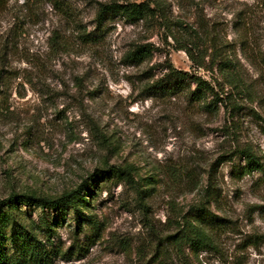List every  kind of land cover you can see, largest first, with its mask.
<instances>
[{
  "label": "rangeland",
  "instance_id": "obj_1",
  "mask_svg": "<svg viewBox=\"0 0 264 264\" xmlns=\"http://www.w3.org/2000/svg\"><path fill=\"white\" fill-rule=\"evenodd\" d=\"M111 1L5 0L0 6V68L11 72L0 85V198L11 190L60 195L107 162L131 165L147 187L148 208L122 179H90L88 210L101 232L93 236L83 223L78 235L76 219L62 220L64 246L76 240L85 248L55 264H145L158 249L148 224L174 234L200 204L215 246L193 252L162 245L166 264H264V171L241 175L238 153L251 142L264 154L255 112L264 117V72L253 62L264 49V0H159L172 29L115 13L97 30L98 9ZM202 19L254 92L234 113L223 101L207 111L183 89L149 87L171 67L220 80L216 68L198 66L175 38L189 33L179 20L201 31ZM95 30L98 39H83ZM145 43L150 57L130 62L129 49ZM205 58L210 65V55Z\"/></svg>",
  "mask_w": 264,
  "mask_h": 264
},
{
  "label": "trees",
  "instance_id": "obj_2",
  "mask_svg": "<svg viewBox=\"0 0 264 264\" xmlns=\"http://www.w3.org/2000/svg\"><path fill=\"white\" fill-rule=\"evenodd\" d=\"M4 2L5 0H0V6ZM115 13L124 15L132 22L143 19L151 24L155 22L166 25L168 24L166 21L170 19L159 0H126L121 2L114 0L102 3L99 7L96 18L97 30H100L105 20ZM250 22L251 17L245 24L249 25ZM177 23L183 28H189V33L184 36L183 40L175 36L181 43L180 48L185 49L198 66H205L212 70L216 68L221 78L220 80L216 78L214 79L216 82H213L196 73L171 67L168 72L149 84V87H158L161 90L183 89L191 101H201L202 107L207 111L217 110L219 101H223L233 113L238 111L242 107L243 100L251 97L254 92L250 90V85L239 69L233 55L223 50L224 45L204 19L199 22L201 31L182 20ZM169 27L172 29L171 25ZM98 35L96 30L82 33L83 39L87 42L95 41L98 39ZM207 43H209V47H207ZM209 48H213V53L207 54ZM0 51L1 59L4 49L2 48ZM151 51L148 43L136 44L127 52V59L132 63H140L150 57ZM256 53L257 55L254 53L255 58L253 59L255 60L253 62L258 64L263 73L264 49L259 48ZM207 55L211 57L210 65L205 58ZM2 61L5 60L2 59ZM10 73L4 67L0 68V85L5 83ZM224 92L225 96H220ZM255 112L262 120L260 128L264 133V117L257 111ZM238 153L244 159V164L239 169L241 175L252 173L254 170L264 171V154H260L251 142L240 146ZM99 177L102 178L101 181L113 177L122 179L135 190L138 204L144 209L148 208L147 187L144 186L145 191L143 190L144 187L141 188L143 184L134 175L131 165L117 163L107 162L104 167L97 169L76 187L68 189L60 195H44L34 190H11L7 196L0 198V264H55L58 258L81 255L85 246L76 243V240L69 246H64L57 227L62 224V220L71 217L77 221L74 229L76 234L79 235L83 231V223L87 224L93 236L100 234V223L95 215L88 210L91 202L86 193L90 179L97 183ZM208 194H213L212 190H209ZM24 206L29 207L30 210L40 209V213L35 217ZM206 209L201 204L196 206L194 212L191 211L184 217L183 224L175 219L179 223V230L174 234L163 235L156 230L152 223H149L151 235L158 242V249L145 264H166L165 256L167 253L161 254L159 252L162 245L172 244L175 249L187 245L193 252L213 248L215 246L214 238L204 226V221L209 218ZM48 210L58 211V218H53ZM208 223H212L210 218ZM78 235H75V238H78ZM90 237L92 238V235ZM166 248H163V251Z\"/></svg>",
  "mask_w": 264,
  "mask_h": 264
}]
</instances>
